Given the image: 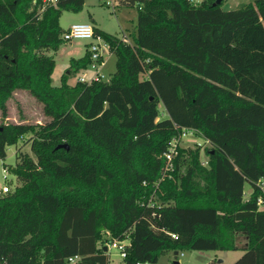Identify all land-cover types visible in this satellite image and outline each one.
Wrapping results in <instances>:
<instances>
[{
	"label": "trees",
	"instance_id": "trees-1",
	"mask_svg": "<svg viewBox=\"0 0 264 264\" xmlns=\"http://www.w3.org/2000/svg\"><path fill=\"white\" fill-rule=\"evenodd\" d=\"M84 1L0 0V158L26 134L34 155L17 150L20 183L0 194V264H109L112 239L127 240L124 264H155L166 250H234L237 235L235 264H264V0H112L136 19L129 42L93 27L116 56L110 79L53 85L59 18ZM16 90L48 120L6 122ZM184 130L209 147L180 172L184 149L168 168L164 153Z\"/></svg>",
	"mask_w": 264,
	"mask_h": 264
},
{
	"label": "rangeland",
	"instance_id": "rangeland-1",
	"mask_svg": "<svg viewBox=\"0 0 264 264\" xmlns=\"http://www.w3.org/2000/svg\"><path fill=\"white\" fill-rule=\"evenodd\" d=\"M248 1L251 0H222L220 8L223 10L232 9ZM135 19L136 6H116L113 1L112 4L107 5L106 0H85L83 7L79 11H63L59 18V23L63 30H66L74 23H89L111 35L123 38L125 41L129 42L131 41L134 31ZM93 41H97V38L94 37ZM87 42L88 41L82 39L64 41L56 50L50 49L47 51V54L53 55L55 60L51 75L53 85H59L61 83L63 74L68 75L69 84L76 83L81 76L89 80L91 76L94 75V71L89 64L83 71H76L70 63L72 58L78 59L84 55L86 48L85 43ZM99 42L103 45L105 40L100 36ZM103 61L104 64L100 67L99 72L103 80H109L115 71L116 56L113 52L106 50ZM70 69L72 72L68 73ZM7 105L8 117L5 120L6 122L22 121L28 123H44L48 120L47 117L43 115L41 104L26 90H16L9 99ZM159 111H162L160 106ZM27 135L28 134L22 137L16 144L6 146V156L0 158V189L3 185H8L12 191L20 183L17 176L11 170L16 163L15 153L17 150L25 151L34 157L30 150V144L27 141ZM176 145L184 149L180 172L184 171L185 165L188 162V151H192L195 148L199 150L200 163L203 165L205 164L206 155L204 153V148H208L209 143L200 136L191 131L184 130V132L179 135V138L176 139ZM4 168H6L5 172L3 171ZM259 184L264 190V183L259 182ZM246 187L247 186L244 185V198L247 197L248 193ZM235 243L238 247L234 250L227 251L181 250L178 251L176 260L179 264H235L236 260L243 254V250L239 246L244 244V237L242 235H237L235 237ZM109 252L111 264H116L117 261L121 260L117 248H110ZM171 252V250L161 252L155 264H172L173 257Z\"/></svg>",
	"mask_w": 264,
	"mask_h": 264
},
{
	"label": "built area",
	"instance_id": "built-area-1",
	"mask_svg": "<svg viewBox=\"0 0 264 264\" xmlns=\"http://www.w3.org/2000/svg\"><path fill=\"white\" fill-rule=\"evenodd\" d=\"M201 0H187V2L191 5H196L200 2ZM46 3H53L55 0H44ZM107 3L111 4V1H108ZM62 39L64 41H71L73 39H82L88 41V50L90 52V62L89 65L94 71V75L91 76L89 80H87L84 76L79 77V81L81 82H90L91 80H97V79H102V75L100 74L99 70L100 67L104 64L103 58L106 53V50H108V45L105 42L103 45L99 42V37L100 36H95L94 30L91 24L89 23H74L71 24L62 34ZM94 37L97 38V41H93ZM173 138L171 139L167 152L164 153L165 159L167 161L166 168L170 167V162L173 154L175 153L176 149V139ZM4 172L6 171V168L3 170ZM11 191V189L8 187V185H3L0 189V193H6ZM261 200L257 199V204L261 208ZM171 237H175L173 233H170ZM127 240L123 239L122 241L112 239L111 241L107 242V251L110 255L109 249L110 248H117V251L121 257V260L117 261L116 264H124L123 258L125 256L124 253V244H126ZM78 259V256H71L66 259L65 264H72ZM109 264H111V259L109 260ZM147 264V263H143Z\"/></svg>",
	"mask_w": 264,
	"mask_h": 264
},
{
	"label": "water",
	"instance_id": "water-1",
	"mask_svg": "<svg viewBox=\"0 0 264 264\" xmlns=\"http://www.w3.org/2000/svg\"><path fill=\"white\" fill-rule=\"evenodd\" d=\"M221 0H214L213 1V3H212V5H215V4H219V2H220ZM68 148V146L66 145V144H59V145H57V147L56 148ZM248 192H250V190H248ZM104 251H107V245H105L104 246ZM176 256H177V251L176 250H174L173 251V258H172V264H179L178 263V261L176 260Z\"/></svg>",
	"mask_w": 264,
	"mask_h": 264
},
{
	"label": "crops",
	"instance_id": "crops-1",
	"mask_svg": "<svg viewBox=\"0 0 264 264\" xmlns=\"http://www.w3.org/2000/svg\"><path fill=\"white\" fill-rule=\"evenodd\" d=\"M95 25H92V27H94ZM95 27H97V26H95ZM86 44L87 43H85V46H86ZM85 50H86V48H85ZM249 190V189H248ZM171 254H172V257H173V251L171 252ZM177 254H178V251H177ZM176 258H177V256H176Z\"/></svg>",
	"mask_w": 264,
	"mask_h": 264
}]
</instances>
